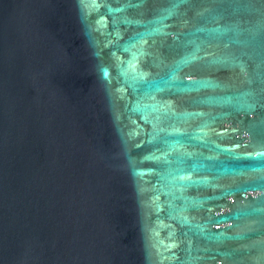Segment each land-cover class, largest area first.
Masks as SVG:
<instances>
[{"label":"water","instance_id":"water-1","mask_svg":"<svg viewBox=\"0 0 264 264\" xmlns=\"http://www.w3.org/2000/svg\"><path fill=\"white\" fill-rule=\"evenodd\" d=\"M0 264H264V0H0Z\"/></svg>","mask_w":264,"mask_h":264}]
</instances>
